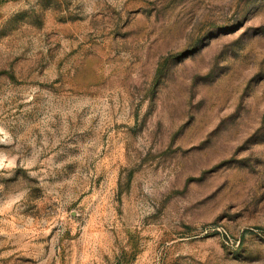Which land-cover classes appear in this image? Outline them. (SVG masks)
<instances>
[{"label":"rangeland","instance_id":"obj_1","mask_svg":"<svg viewBox=\"0 0 264 264\" xmlns=\"http://www.w3.org/2000/svg\"><path fill=\"white\" fill-rule=\"evenodd\" d=\"M0 264H264V0H0Z\"/></svg>","mask_w":264,"mask_h":264}]
</instances>
